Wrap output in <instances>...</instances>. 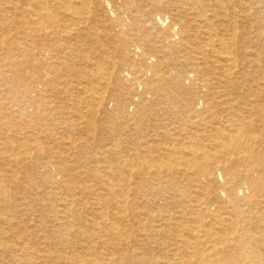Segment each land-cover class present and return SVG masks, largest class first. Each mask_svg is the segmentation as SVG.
Returning a JSON list of instances; mask_svg holds the SVG:
<instances>
[{
	"label": "bare ground",
	"instance_id": "bare-ground-1",
	"mask_svg": "<svg viewBox=\"0 0 264 264\" xmlns=\"http://www.w3.org/2000/svg\"><path fill=\"white\" fill-rule=\"evenodd\" d=\"M0 264H264V0H0Z\"/></svg>",
	"mask_w": 264,
	"mask_h": 264
}]
</instances>
